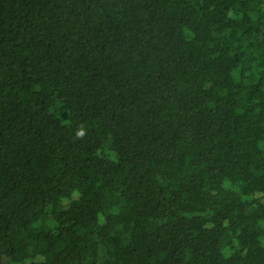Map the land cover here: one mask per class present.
I'll return each instance as SVG.
<instances>
[{
    "label": "trees",
    "instance_id": "obj_1",
    "mask_svg": "<svg viewBox=\"0 0 264 264\" xmlns=\"http://www.w3.org/2000/svg\"><path fill=\"white\" fill-rule=\"evenodd\" d=\"M0 264H264L262 0H0Z\"/></svg>",
    "mask_w": 264,
    "mask_h": 264
},
{
    "label": "water",
    "instance_id": "obj_2",
    "mask_svg": "<svg viewBox=\"0 0 264 264\" xmlns=\"http://www.w3.org/2000/svg\"><path fill=\"white\" fill-rule=\"evenodd\" d=\"M262 3H263V8H264V0H262Z\"/></svg>",
    "mask_w": 264,
    "mask_h": 264
}]
</instances>
